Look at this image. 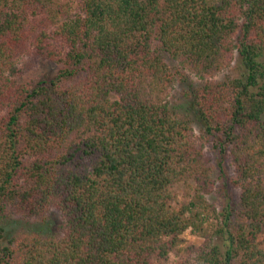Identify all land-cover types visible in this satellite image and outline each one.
Wrapping results in <instances>:
<instances>
[{"label":"trees","instance_id":"16d2710c","mask_svg":"<svg viewBox=\"0 0 264 264\" xmlns=\"http://www.w3.org/2000/svg\"><path fill=\"white\" fill-rule=\"evenodd\" d=\"M31 49L60 67L25 85ZM263 52L264 0H0V264H264ZM10 212L58 229L8 239Z\"/></svg>","mask_w":264,"mask_h":264},{"label":"rangeland","instance_id":"374dc122","mask_svg":"<svg viewBox=\"0 0 264 264\" xmlns=\"http://www.w3.org/2000/svg\"><path fill=\"white\" fill-rule=\"evenodd\" d=\"M166 58L168 61H171L169 57ZM259 60L264 63V52L260 56ZM172 61L176 63V61ZM238 62V57L237 55H235L231 64L219 72H215L204 77L198 76L192 72H189V75L196 87L200 86L205 81H220L226 78L236 77L240 72L238 68ZM59 67L60 63L49 59L45 54L39 52L36 49H31L20 54L17 57L12 69L11 77L18 83L31 85L41 78L46 79L53 77L58 71ZM186 87V84L176 82V84L170 89L169 93L167 94L165 101L169 106L176 109L180 117L194 120L195 116L186 96ZM262 121L264 123V113L262 114ZM193 126L195 134L198 135L200 133L199 123L197 121H193ZM204 151L209 158L211 171L210 174L215 182L214 190L211 193L207 194V198L219 210L224 204V199L223 187L221 184L222 176L219 170L220 168L218 166V158L212 155V149L209 147L208 143H205ZM222 169L225 173H227L229 178H233L234 171L232 165L230 164V161L226 160L224 168ZM183 187V183L176 185L175 189L179 195H181V193L183 192ZM234 191L236 195H238L239 189H235ZM58 224L59 217L57 214H51L43 219H35L10 212L5 219L6 238L15 239L23 232L27 231L46 232L47 229H50L51 231L56 232L58 229ZM184 237L187 241H190L192 243L197 244L200 241L199 238L192 235L189 231H186L184 233Z\"/></svg>","mask_w":264,"mask_h":264}]
</instances>
